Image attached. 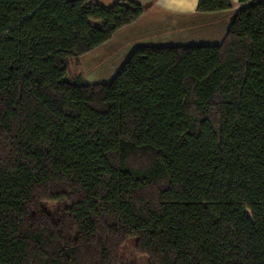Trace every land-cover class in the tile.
Returning a JSON list of instances; mask_svg holds the SVG:
<instances>
[{
  "label": "trees",
  "instance_id": "1",
  "mask_svg": "<svg viewBox=\"0 0 264 264\" xmlns=\"http://www.w3.org/2000/svg\"><path fill=\"white\" fill-rule=\"evenodd\" d=\"M240 2L219 44L89 83L140 3L0 0V264H124L128 238L147 264H264V0Z\"/></svg>",
  "mask_w": 264,
  "mask_h": 264
},
{
  "label": "crops",
  "instance_id": "2",
  "mask_svg": "<svg viewBox=\"0 0 264 264\" xmlns=\"http://www.w3.org/2000/svg\"><path fill=\"white\" fill-rule=\"evenodd\" d=\"M89 1L107 7L115 0ZM134 1L143 6L141 16L129 25L117 30L107 42L89 52V56L85 58H89V66L86 70L83 69L85 62L83 57L85 55L80 57L77 67L84 73L86 81L93 73L95 75H91V78L96 82L90 83L109 81L132 50L137 47L134 46L132 50H128V53L124 52L118 56L119 51L127 44H118L117 49L113 48V45L110 44L116 36L118 43L120 40L128 42V39L131 38L129 36L137 35L143 44L138 46L215 45L223 40L229 27L230 17L245 4L241 3L240 0H231L232 7L230 9L199 12L197 5L200 0ZM91 57H93L92 61ZM94 58H97V63H94ZM97 68H101V73L96 72Z\"/></svg>",
  "mask_w": 264,
  "mask_h": 264
},
{
  "label": "rangeland",
  "instance_id": "3",
  "mask_svg": "<svg viewBox=\"0 0 264 264\" xmlns=\"http://www.w3.org/2000/svg\"><path fill=\"white\" fill-rule=\"evenodd\" d=\"M102 1V0H99ZM106 4V3H104ZM119 37V34H118ZM131 37V38H129ZM128 38V42H124L123 40H120L117 43V36L114 38L113 42L111 40V44L113 45V48L115 47L117 49V45H123V44H127L124 45L121 49V51H119L118 56H121L124 52L128 53V50H132L134 46H138V45H143L141 43V41L138 39L137 35L136 36H129ZM89 54H86L83 57V61L86 57H88ZM94 63H97V58H94ZM93 60V57H91V61ZM93 63V62H92ZM85 64V65H84ZM83 64V69L86 70V68L89 66V58L85 59V62ZM119 66V65H118ZM78 70V69H77ZM97 73H101V68H97L96 69ZM91 75H95V73L91 74ZM91 75L87 78L89 83L90 82H96L94 81V79L91 78ZM109 78V77H108ZM87 81V82H88ZM134 243H135V239L134 238H128L127 241L123 244L122 248H121V257H122V261L124 264H147V258L145 255H140V254H136L135 250H134Z\"/></svg>",
  "mask_w": 264,
  "mask_h": 264
}]
</instances>
